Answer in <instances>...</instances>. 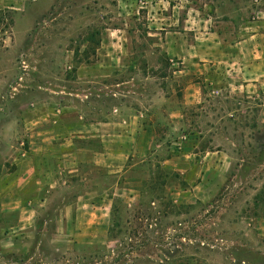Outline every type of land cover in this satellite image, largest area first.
Here are the masks:
<instances>
[{"label":"rangeland","instance_id":"1","mask_svg":"<svg viewBox=\"0 0 264 264\" xmlns=\"http://www.w3.org/2000/svg\"><path fill=\"white\" fill-rule=\"evenodd\" d=\"M0 264H264V0H0Z\"/></svg>","mask_w":264,"mask_h":264},{"label":"trees","instance_id":"2","mask_svg":"<svg viewBox=\"0 0 264 264\" xmlns=\"http://www.w3.org/2000/svg\"><path fill=\"white\" fill-rule=\"evenodd\" d=\"M95 35H96V36H95ZM97 35H98V34L92 33L88 39L91 40V41H95ZM112 226L114 227V224H112Z\"/></svg>","mask_w":264,"mask_h":264}]
</instances>
